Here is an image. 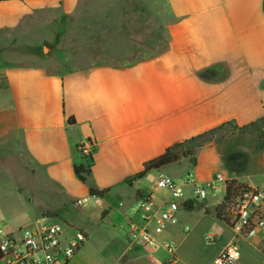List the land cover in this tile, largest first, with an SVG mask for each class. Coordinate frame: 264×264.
<instances>
[{"label":"crops","instance_id":"1","mask_svg":"<svg viewBox=\"0 0 264 264\" xmlns=\"http://www.w3.org/2000/svg\"><path fill=\"white\" fill-rule=\"evenodd\" d=\"M83 2L0 1V211L2 222L11 221L2 229L33 230L39 220L16 226L8 211L45 196L53 210L44 207L41 219L59 217L87 235L69 264H214L232 243L241 251L238 264H264V232L238 238L215 215L223 198L197 210L184 198L161 234L137 213V191L161 206L169 195L156 178H172L174 166H194L190 158L127 183L169 148L231 125L237 133L215 148L231 155L217 177L223 184L264 186V0H134V9L129 0H102L106 33L124 42L119 55L129 49L125 35L145 32L135 21L143 18L165 19V48L126 63L103 60L59 73L43 62L8 63L12 50L40 55L62 44L74 33L72 19ZM88 141L93 164L84 183L75 166L86 163L78 147ZM89 184L108 193L91 197ZM211 234L215 242L207 243ZM165 243L174 246L176 263Z\"/></svg>","mask_w":264,"mask_h":264},{"label":"rangeland","instance_id":"2","mask_svg":"<svg viewBox=\"0 0 264 264\" xmlns=\"http://www.w3.org/2000/svg\"><path fill=\"white\" fill-rule=\"evenodd\" d=\"M129 1L131 3L129 9H134V0ZM83 8L79 16L76 19H72V22L76 24L74 33L66 35V39L62 44L60 43V45H58L57 43H54L55 46H52V48L45 53L41 52L40 55L23 48L12 50L11 53H13V55L8 60V63L11 66H14L15 64L27 65L43 62L44 67L48 72L59 73L73 70L83 64L103 60L118 64L130 62L138 57L157 54L166 46L167 37L165 32V19L143 18L141 21H135L136 25L145 30V32L142 34L131 33L125 35L129 38V41H127L129 49H125L123 53L124 56H121L119 55L117 47H120L124 42L118 39L115 32L114 34H110V36L106 33L105 30L108 24L103 19L102 0H84ZM115 9H118L117 4L115 5ZM122 20L125 21L126 19ZM117 24L118 19H115L113 26L114 30H116ZM131 25L136 27L135 23ZM37 37L38 35L35 38ZM31 42L33 43V40ZM58 46H60V48H58ZM133 47L137 49H133ZM43 57L45 59H43ZM236 133L237 129L234 126H227L222 130L209 135L205 139V144L197 150L195 155L197 156L200 153L194 165L197 166V168L185 163L182 164L181 167L174 166L171 168V174L173 175L172 178L175 180L178 179V181H184L190 177L195 178L197 181L196 185L201 188L205 187L203 186L204 184L216 180L217 175L220 172L219 168H221L220 162H222L223 165L226 164V162L230 160L231 155L228 151L217 150L216 152L215 148L219 149ZM260 137L262 141H264V134H260ZM248 147H251V145ZM226 166L229 168L228 164H226ZM175 176L178 177L175 178ZM159 177L156 178V181H158ZM209 179L211 181L203 183V180ZM217 185L222 188L224 187L223 181L217 182ZM192 187L193 185L191 184H183L185 193L184 198H188L190 205L195 208V210L198 209L199 205L208 202L212 203L224 198L223 192H214L212 190H207V197H198L197 193H193V190H191ZM159 189L162 193L167 192L164 187H159ZM194 189L196 192V187H194ZM47 206L51 208L53 202L44 196L39 202L26 204L23 207L21 205L16 206L15 208L10 209L8 214L12 217L13 224L16 226H24L40 220L42 218V216H40L41 212L44 207ZM51 210L53 209L51 208ZM72 211L73 210H68L70 213ZM3 213L4 211H0V228H5V223H11V221H7V219H4V222H2L1 218ZM9 215L7 217H9ZM45 220L48 224L57 223L62 225L66 232L75 233V231L78 230L61 220L59 217H48Z\"/></svg>","mask_w":264,"mask_h":264},{"label":"built area","instance_id":"3","mask_svg":"<svg viewBox=\"0 0 264 264\" xmlns=\"http://www.w3.org/2000/svg\"><path fill=\"white\" fill-rule=\"evenodd\" d=\"M78 150L87 165L93 156V143L91 141L83 143L79 145ZM219 181H221L220 176L201 188L196 185L192 177L178 181L161 175L157 185L167 190L169 200L161 206H155L149 198H145L140 201L141 204L136 211L141 214L146 224H154L157 234L163 233L165 227L174 222L185 196L183 184L188 183L196 187V193L201 198L207 197V190L223 192V221L238 231V238H257L264 232V186L237 187L227 195L226 182L222 188L217 185ZM226 195L227 199L224 200ZM86 241L85 232L77 230L67 236L62 225L48 224L45 219L39 220L33 230L19 229L17 233H13L0 228V264H69ZM142 241L152 244L149 237L142 238ZM206 242L214 243L215 237L212 234L208 235ZM164 246L172 257V263H176L174 246L168 243ZM240 257L238 245L232 243L220 254L214 264H238Z\"/></svg>","mask_w":264,"mask_h":264},{"label":"trees","instance_id":"4","mask_svg":"<svg viewBox=\"0 0 264 264\" xmlns=\"http://www.w3.org/2000/svg\"><path fill=\"white\" fill-rule=\"evenodd\" d=\"M0 1H6V0H0ZM75 122L74 118L69 119V123L73 124ZM231 126V125H227ZM227 126H222L218 129L212 130L210 132H207L203 135L197 136L195 138H192L188 142L180 145H175L171 148H169L162 156L149 161L148 163L145 164L143 171L140 173L136 174L134 177L129 179L127 182L128 184H132L133 181H137L139 179L144 178L147 176L150 172L159 170L161 168H164L166 166L172 165V164H177L179 163L183 158L187 159L190 158L193 164L196 163V158L195 155L197 153V150L201 148L205 144V139L217 132L222 130L223 128ZM263 126H264V120H263ZM243 130V129H241ZM90 161L86 164H80L75 166V173L78 177V179L84 183L89 182V178L92 173V164H93V159H89ZM227 185V195H229L233 189L237 187H244L245 185L240 184L236 180H227L226 181ZM108 193V190H99L97 189L93 184H89V194L91 197H97V198H104L106 194ZM227 195L225 196V199H227ZM137 197L142 200L145 198H148L144 192L142 191H137ZM224 209V201L217 206L215 209V215L218 219H222V211ZM45 215H48V213H45Z\"/></svg>","mask_w":264,"mask_h":264}]
</instances>
